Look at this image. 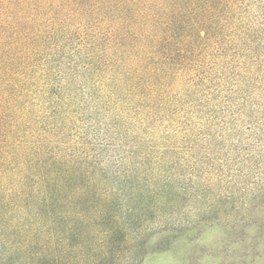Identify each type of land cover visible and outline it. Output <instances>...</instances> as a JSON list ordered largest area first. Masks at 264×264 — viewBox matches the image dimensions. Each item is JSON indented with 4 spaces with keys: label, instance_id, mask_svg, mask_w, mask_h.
I'll return each mask as SVG.
<instances>
[{
    "label": "trees",
    "instance_id": "trees-1",
    "mask_svg": "<svg viewBox=\"0 0 264 264\" xmlns=\"http://www.w3.org/2000/svg\"><path fill=\"white\" fill-rule=\"evenodd\" d=\"M217 99L264 113V0H0V264H141Z\"/></svg>",
    "mask_w": 264,
    "mask_h": 264
},
{
    "label": "rangeland",
    "instance_id": "rangeland-1",
    "mask_svg": "<svg viewBox=\"0 0 264 264\" xmlns=\"http://www.w3.org/2000/svg\"><path fill=\"white\" fill-rule=\"evenodd\" d=\"M225 102L216 100L219 109L228 108V126L215 127L211 131L214 143L199 146L195 152L211 147L214 163L201 160L191 166L179 162L195 167L201 177L213 182H192L198 188L203 186L204 194L179 188L166 210L150 215L141 264H264V113L244 117L241 128H236V105ZM234 128L238 132L233 133ZM177 144L188 143L179 140ZM237 149L254 158L237 162ZM106 161L103 164L108 171L110 162ZM191 163L195 162L191 159ZM162 169H155L158 178H169L179 171ZM186 170L175 180L178 184L189 183L190 171ZM225 175H233L230 184L221 183L220 177L227 179Z\"/></svg>",
    "mask_w": 264,
    "mask_h": 264
}]
</instances>
